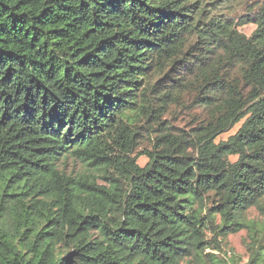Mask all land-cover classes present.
Wrapping results in <instances>:
<instances>
[{
  "label": "trees",
  "instance_id": "obj_1",
  "mask_svg": "<svg viewBox=\"0 0 264 264\" xmlns=\"http://www.w3.org/2000/svg\"><path fill=\"white\" fill-rule=\"evenodd\" d=\"M221 1L0 0V264H227L241 230L263 263L264 0L249 37ZM180 91L189 131L162 119Z\"/></svg>",
  "mask_w": 264,
  "mask_h": 264
},
{
  "label": "rangeland",
  "instance_id": "obj_2",
  "mask_svg": "<svg viewBox=\"0 0 264 264\" xmlns=\"http://www.w3.org/2000/svg\"><path fill=\"white\" fill-rule=\"evenodd\" d=\"M226 1V2H225ZM222 0L219 14H223L224 17L230 18L236 24V29L241 34L249 37L253 32L255 25L254 24H244L239 25L240 19L244 20L246 15L251 11L254 2L256 0ZM224 2V3H223ZM232 2V4H230ZM173 79L180 80V83L173 84L171 79H166L164 81V85L166 86H174L177 87L179 84H183L185 80H189V76L186 71L183 69L176 70L172 74ZM182 89V88H178ZM182 102L179 103L176 107H171L170 114L162 118L166 123L165 126H171L175 129H180L184 131H189V123L191 118L195 114V110H192L194 107L192 104H189L191 100V95L186 91H180ZM186 107V109L184 108ZM146 130L142 131V139L140 144L137 146L135 153L132 157L136 158V164L139 167H144L148 162L146 157V153L150 152L152 140L156 133V130L150 128L147 129V125H142ZM240 124H237L232 130L218 137L217 141H225L229 136L234 135L239 129ZM148 130V131H147ZM231 161H235L234 157L229 158ZM59 168L64 171L66 174L71 176H77L80 174H90L93 176H97V173L92 171H86L85 167L81 165L79 162L74 161L72 158H64L59 162ZM97 183L99 185H103L104 182L100 179H97ZM244 218L246 219L247 224H256L260 225L263 222L264 218V204H262V209L258 207H251L244 213ZM217 224L219 223L218 217L215 221ZM208 237L210 235L208 234ZM252 246V241L249 237V234L245 230H241L238 233L230 234L227 236L224 243L221 244L222 252L221 256L226 261L227 264H248L249 263V252ZM264 249V248H263ZM264 264V261L263 263Z\"/></svg>",
  "mask_w": 264,
  "mask_h": 264
}]
</instances>
